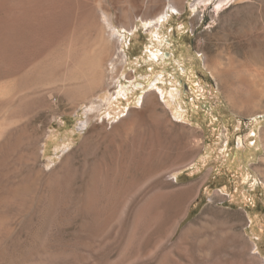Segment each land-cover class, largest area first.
Instances as JSON below:
<instances>
[{"label": "rangeland", "instance_id": "1", "mask_svg": "<svg viewBox=\"0 0 264 264\" xmlns=\"http://www.w3.org/2000/svg\"><path fill=\"white\" fill-rule=\"evenodd\" d=\"M119 6L0 0V264H121V226L105 228L114 238L85 228L78 170L84 142L102 150L108 141L120 143L143 114L156 149L171 155L164 173L143 185L142 199L149 190L168 194L184 187L185 172L177 180L170 176L201 154L210 156L203 172L213 185L234 187L236 170H243L226 161L242 156V168L255 156L249 169L264 170V0L228 1L221 8L180 0L179 11L165 6L160 27L153 17L162 8L127 15ZM103 12L126 35L123 44L108 39ZM49 17L53 26L46 24ZM181 48L193 59L183 60ZM84 54L91 56L89 66L81 65ZM99 61L104 76L92 69ZM157 86L171 100L170 92L180 88L185 117L175 116ZM92 102L100 113H86ZM250 146L255 152L246 157ZM256 193L249 198L262 208L264 194ZM239 205L219 190H194L168 234L122 264H264ZM134 207L130 200L124 215Z\"/></svg>", "mask_w": 264, "mask_h": 264}, {"label": "bare ground", "instance_id": "2", "mask_svg": "<svg viewBox=\"0 0 264 264\" xmlns=\"http://www.w3.org/2000/svg\"><path fill=\"white\" fill-rule=\"evenodd\" d=\"M110 1L114 4V6L121 5L123 7L122 8L121 6H119L121 7V11L123 12V14L127 15H135L136 13L146 14L154 12L158 8H162V10L153 17V19L159 21L157 23L158 26L160 24V21L164 20V17L167 16L165 14L166 11L169 10V7L167 8L168 10L165 9L166 11H164L165 6L167 7V5H169L171 8H174L177 11H179L180 9V0ZM199 1L207 5L216 2L218 8H221L228 1L234 2L235 0ZM49 6L50 5H48V7ZM52 10H54V8ZM109 16V14H103V23L108 29L107 37L110 41L117 40L120 44H123L126 40V35L115 28L114 22ZM148 19L149 18H146V21H148ZM54 22L56 21L51 17L46 20V24H48L49 26H53ZM65 31L67 30L65 29ZM107 37L105 38V40H108ZM109 40L107 42H109ZM180 51L183 60H185L186 57L193 59V55H191L189 51H185V49L183 48H181ZM124 55H126V53ZM88 57L90 58L91 56L88 55ZM88 57L86 54H84L81 65L85 66L88 64ZM98 63L99 66L97 63H95V65L97 64L96 66L98 67L95 66L96 68L92 69L94 71H97V73L99 72L100 75L104 76V66L106 67V65L104 64L105 62L100 63L99 61ZM110 66H114V60L111 61ZM191 68V70L193 71V65L191 66ZM81 71L84 70L82 69ZM102 76L100 77L102 78ZM156 85V83H153L151 86L154 87ZM157 88L159 89L160 97L163 98L165 104H167L174 111L173 113L175 114V116H177V118L185 117L183 112L179 110L180 108L181 110L183 108L181 99H179L180 88H176V92H170L172 100L167 97L166 93L160 90L158 86ZM121 89V93L124 94L125 88L121 86ZM116 94L115 97H118L120 95V92H117ZM175 98H178V100H176ZM141 102L142 100H140V103ZM101 110V105L95 104V102H92L90 105L85 106L86 113H90L93 111L100 113ZM86 124H88V122L84 125ZM146 124H148V122H146L143 114L141 115L140 120L133 124V127L130 129L128 139L122 140L120 143L108 141L107 143H105L104 150L100 148L99 143L95 142L89 146H86V143L84 142V159L80 169L78 170V176L80 180H78L77 182L81 191L80 202L82 203L81 206L84 209V213L87 214L89 218V221L84 224L85 228L90 230V234L114 238L116 237L114 231L108 230L106 232L105 228L108 226L119 224L121 226L119 235L126 238V242L121 249V264L122 262H128V260H136V258L134 257L138 256L137 253L139 251L145 250L148 246L155 244L156 238L160 236H166L169 232L171 222L177 215L182 212L185 201L187 200L189 195L194 192V190H177L172 193L162 194L158 190H149L150 194L144 199L141 198V196H144L145 193V190H142L143 185L152 177L162 172L164 173V171L166 170L167 159L171 155V152L168 150L162 151L159 148L156 149V139L153 137L154 128L151 127L150 129L146 127ZM56 136L57 134H54L52 137L55 139ZM67 137L69 138L70 142L74 141V134L68 133ZM242 141V138H240V145ZM248 149H250V152L246 154V157H249L255 152L252 146H250V148ZM243 157L244 156L235 159V162L232 163L230 162L231 160L226 161V164L229 167L234 166L237 169H240V166H242ZM175 177L176 175L174 174L170 176V178L172 179H175ZM130 200L134 202L135 209L130 215H124V211ZM209 211L213 212L214 207L211 206V208H209L208 210V213H210ZM127 253L129 255H127Z\"/></svg>", "mask_w": 264, "mask_h": 264}, {"label": "crops", "instance_id": "3", "mask_svg": "<svg viewBox=\"0 0 264 264\" xmlns=\"http://www.w3.org/2000/svg\"><path fill=\"white\" fill-rule=\"evenodd\" d=\"M254 157L255 156L245 160L243 168L241 166L243 172L236 170L239 176L234 187L230 186L228 183H224L223 185H213L210 181V176L208 174L204 175V167L210 162L209 155H198L189 165L173 174L176 175L175 180H177L184 172L185 175L189 177L187 184L180 190H219L220 195L223 196L224 199L232 198L238 200L240 205L237 209L239 211H244L248 219V221L245 222V230L255 244L254 253L264 261V206L259 208L256 204L257 199L249 198V196L253 194L257 195V191L264 194L263 168L259 166H251V169H249L250 162ZM230 190L235 191L234 193H230Z\"/></svg>", "mask_w": 264, "mask_h": 264}]
</instances>
